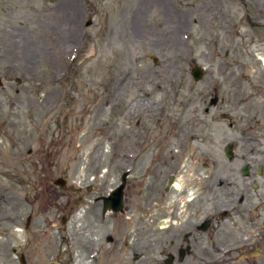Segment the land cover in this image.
<instances>
[{
    "label": "rangeland",
    "instance_id": "rangeland-1",
    "mask_svg": "<svg viewBox=\"0 0 264 264\" xmlns=\"http://www.w3.org/2000/svg\"><path fill=\"white\" fill-rule=\"evenodd\" d=\"M166 5L162 0H0V189L11 199L18 195L20 211L18 231L8 223L0 231V264H23L21 252L25 264H97L83 247L108 235L112 226L125 230L128 220L103 216L95 199L107 195L124 170L119 152L112 156L114 141L144 128H170L179 110L174 75L188 59L178 54L187 43L181 33L188 23L170 18L173 9ZM191 27L198 36L202 25ZM193 59L205 66L227 61L237 65L233 70L239 75V57L214 63L209 57ZM223 83L227 109L212 107L209 115L218 120L220 112L234 111L226 94L231 83ZM216 128L226 142L236 141L237 126L220 122ZM40 197L54 203L51 222L45 231L29 233L26 199L38 205ZM64 200L74 205L66 229L56 207Z\"/></svg>",
    "mask_w": 264,
    "mask_h": 264
},
{
    "label": "flooded vegetation",
    "instance_id": "flooded-vegetation-1",
    "mask_svg": "<svg viewBox=\"0 0 264 264\" xmlns=\"http://www.w3.org/2000/svg\"><path fill=\"white\" fill-rule=\"evenodd\" d=\"M162 2L173 9L170 18L188 23L181 33L187 43L178 50L188 59L185 67L176 66L174 75L179 110L170 128H144L114 141L112 156L119 152L124 170L120 182L95 200L103 216L121 214L129 223L125 230L112 226L83 251L97 264L103 259L109 264H264V0ZM192 22L202 25L198 36ZM200 56L213 63L239 57V75L233 70L237 65L220 60V65L205 66L193 59ZM224 81L231 83L226 94L232 96L228 100L234 111L220 112L218 120L209 115L212 107L227 109L220 95ZM202 83L198 89L196 84ZM220 122L237 126L236 141L221 137L216 128ZM123 178V206L104 211L103 198ZM26 200L30 213L25 229L45 231L51 198L40 197L38 205L36 199ZM56 207L66 229L74 205L64 200ZM18 208V195L11 199L0 189V231L5 223L18 231ZM34 239H27L28 245ZM12 250L19 254L17 247ZM20 257L25 264V254Z\"/></svg>",
    "mask_w": 264,
    "mask_h": 264
},
{
    "label": "water",
    "instance_id": "water-1",
    "mask_svg": "<svg viewBox=\"0 0 264 264\" xmlns=\"http://www.w3.org/2000/svg\"><path fill=\"white\" fill-rule=\"evenodd\" d=\"M125 179H122L121 185L110 196L104 197V211L113 207L116 211L120 210L123 206V189L125 185Z\"/></svg>",
    "mask_w": 264,
    "mask_h": 264
}]
</instances>
